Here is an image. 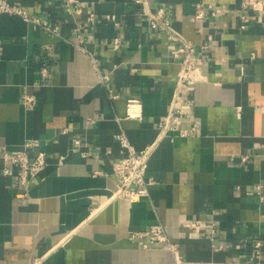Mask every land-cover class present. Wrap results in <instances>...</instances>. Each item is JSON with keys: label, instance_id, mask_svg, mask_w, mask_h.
<instances>
[{"label": "crops", "instance_id": "1", "mask_svg": "<svg viewBox=\"0 0 264 264\" xmlns=\"http://www.w3.org/2000/svg\"><path fill=\"white\" fill-rule=\"evenodd\" d=\"M11 1L61 35L0 11V264H176L163 241L130 235L159 221L185 258L264 264V0ZM161 8L195 47L194 83L181 81V41L150 24ZM79 32L97 64L74 44ZM26 91L34 106L22 104ZM176 95L179 126L195 132H161ZM132 97L140 117L127 116ZM122 131L137 149L156 141L147 170L155 181L133 202L113 194ZM25 140H37L29 152L45 150L49 164L20 196L6 153ZM212 216L213 239L192 227Z\"/></svg>", "mask_w": 264, "mask_h": 264}, {"label": "built area", "instance_id": "2", "mask_svg": "<svg viewBox=\"0 0 264 264\" xmlns=\"http://www.w3.org/2000/svg\"><path fill=\"white\" fill-rule=\"evenodd\" d=\"M68 7L71 9L69 2L73 0H67ZM143 2L147 6L148 0H138ZM212 7V13L218 14L222 11V8ZM80 10L79 7L76 8ZM0 11L10 12L14 14L21 15L25 20H28L34 24V26H39L44 28L47 32L61 35L60 30L56 24H53L48 18H45L41 15L32 14L21 4L16 3L11 0H0ZM203 15L202 8L198 9L197 16L200 17ZM91 19L93 14H91ZM109 17L115 18L114 15ZM150 24L154 29H159L164 31L168 38L172 41H181V46L175 49V52L183 53V58L181 60L182 71H181V81L186 83H194L196 80L202 78L201 71L197 68V63L194 57L195 47L191 42L184 41L180 32L175 28L172 20L169 16L165 15L163 8L159 9L157 12L150 15ZM84 36L82 33H78L77 40H74V44L77 45L82 50L87 51L94 62L97 64V58L93 51L89 50L84 43ZM116 44H119V38L116 41ZM0 44V49H1ZM43 74L47 75V69L43 68ZM108 78L107 75L101 74V81H104ZM181 100V98L176 95L174 98L171 109L165 118L160 122L161 132H168L173 130L179 132L180 134H188L195 132L197 130V125L192 124L189 127H180L179 122L180 118V109H176L175 102ZM37 101V95L34 92L26 91L22 96V104L25 106H34ZM192 103V101H189ZM179 111V112H177ZM141 103L139 98L132 97L128 99L127 105V116L128 117H140L141 116ZM118 138L123 147L127 149V153L120 159L114 161L113 170L116 179V189L113 194L115 196L126 197L131 202L136 201L142 198L145 195L150 194L149 187L155 181L153 176L147 175L149 160L153 153V150L156 145L155 142H151L144 146L143 148L137 149L131 143L128 135L125 131H122L117 134ZM37 140H25L22 146L18 147L14 152H7L6 155L10 157L17 166V183L23 188L18 194L24 196L27 194L26 189L35 181H38L42 178V172L49 164V155L45 150H39L34 155H31L29 152V147L36 143ZM74 146H81L82 139L80 137L74 138ZM65 156H60L63 159ZM249 154L244 153L241 156L242 160H247ZM11 170L8 166L4 167V172L9 173ZM258 188V194L260 200L264 199V195L261 192V184L256 185ZM192 227L196 229L197 232H205L211 239H213L218 232L219 225L216 219L212 216L210 219H195L192 222ZM130 235L133 237H148L151 241H163L167 248L171 251L176 264H213L212 262H207L203 260H192L185 258L181 253L179 243L172 240L170 235L167 232L166 225L159 221L153 224H150L144 229L131 230ZM248 239H245L239 246L245 247L247 245ZM144 245H147L145 242ZM253 247L255 251V257L259 259L263 257L262 254V242L260 239L253 241ZM226 264V263H221Z\"/></svg>", "mask_w": 264, "mask_h": 264}]
</instances>
